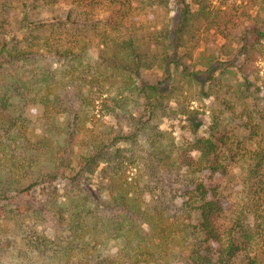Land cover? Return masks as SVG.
<instances>
[{"label": "trees", "instance_id": "1", "mask_svg": "<svg viewBox=\"0 0 264 264\" xmlns=\"http://www.w3.org/2000/svg\"><path fill=\"white\" fill-rule=\"evenodd\" d=\"M65 1L0 10V264H233L228 143L162 126L213 98L247 125L261 100L263 127L264 0H73L33 19Z\"/></svg>", "mask_w": 264, "mask_h": 264}, {"label": "rangeland", "instance_id": "2", "mask_svg": "<svg viewBox=\"0 0 264 264\" xmlns=\"http://www.w3.org/2000/svg\"><path fill=\"white\" fill-rule=\"evenodd\" d=\"M8 1L0 0V10L4 6L3 3H8ZM71 1L73 0L58 3L55 12L46 8L35 10L33 19L57 13L65 15ZM236 1L235 7L239 8L242 2ZM14 10L16 13L22 11L21 7ZM96 14L100 18L105 17L107 15L105 6L96 9ZM22 17L23 14L19 16V19ZM240 31L239 26L234 30L237 34ZM204 38H207L206 41H213L215 37L202 36L201 45L206 42ZM253 44L259 49L256 48L257 53H262L261 44L254 41ZM256 65L261 69V75L257 81L258 84L262 85L264 62L260 60L256 62ZM232 71L235 73L236 69L233 68ZM137 78L149 84H156L163 78V71L160 69L144 70ZM190 105L191 109L198 110L197 116L179 115L174 119L165 121L162 127L172 132L179 144L194 141L197 137L210 136L217 140H225L228 143V146L220 147L229 156L226 171L216 174L220 184V195L225 203L224 212L216 219L217 226L227 235L232 232V235L237 237L238 243L245 249L240 250L233 264H251L250 262L254 259H257L255 264H264V195H262V188H264V168H262V155L264 163V125L262 127V101L258 102L260 108L255 111L254 119L249 125L239 121L236 116L224 113L220 103H215L213 98L203 101L196 100ZM254 109L252 108V110ZM254 167L255 171H253ZM110 247L115 249L113 243L110 244Z\"/></svg>", "mask_w": 264, "mask_h": 264}]
</instances>
